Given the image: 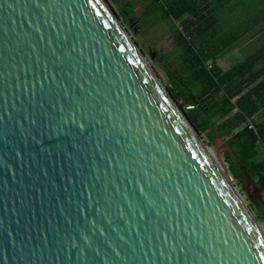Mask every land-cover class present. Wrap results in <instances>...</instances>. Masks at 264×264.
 Returning a JSON list of instances; mask_svg holds the SVG:
<instances>
[{
	"label": "water",
	"instance_id": "95a60500",
	"mask_svg": "<svg viewBox=\"0 0 264 264\" xmlns=\"http://www.w3.org/2000/svg\"><path fill=\"white\" fill-rule=\"evenodd\" d=\"M127 35L104 0H0V264H264L221 150L223 174Z\"/></svg>",
	"mask_w": 264,
	"mask_h": 264
},
{
	"label": "trees",
	"instance_id": "16d2710c",
	"mask_svg": "<svg viewBox=\"0 0 264 264\" xmlns=\"http://www.w3.org/2000/svg\"><path fill=\"white\" fill-rule=\"evenodd\" d=\"M126 13L121 22L133 31L132 22L145 32L176 22L170 31L179 55L165 88L198 133L229 146L223 161L233 180L246 184L243 172L264 193V44L225 71L217 64L264 32V0H129ZM251 204L264 225V206Z\"/></svg>",
	"mask_w": 264,
	"mask_h": 264
},
{
	"label": "rangeland",
	"instance_id": "374dc122",
	"mask_svg": "<svg viewBox=\"0 0 264 264\" xmlns=\"http://www.w3.org/2000/svg\"><path fill=\"white\" fill-rule=\"evenodd\" d=\"M108 8L111 12L117 16V18L121 21L123 15L127 14V2L129 0H104ZM122 23V22H121ZM123 24V23H122ZM171 24L173 26H177L176 22L172 21H164L161 22L159 25L148 29V31H143L141 26L135 25V22H132L131 25L135 27L134 31L128 25H124L126 31L130 38L132 39L133 43L139 49L145 60L147 61L150 68L156 74V76L160 79V81L164 85V81L168 80V71L171 69L170 67L174 65L177 61V57L179 55V50L173 44V40L171 38ZM264 43V34L261 35L257 41L252 43L248 42L247 44L244 43L243 45L237 47L232 52H230L225 57L217 60L218 66L222 70H227L232 66L236 65L237 63L243 61L248 55L255 52L260 46ZM158 52L160 56H156L154 52ZM177 104V103H176ZM179 110L184 114L183 109L177 104ZM189 107L185 106V109ZM260 117H264V108L259 113ZM189 121V120H188ZM196 131V130H195ZM197 132V131H196ZM208 130L204 131L203 133H198L197 135L203 141L202 143L206 146V148L214 151L221 150V155L223 158V153L226 151V146L224 140H217L212 141L207 135ZM216 144V145H215ZM217 146V147H215ZM216 155V154H215ZM235 186V190L237 191L238 195L241 197L242 201L245 203L247 208L250 210L253 217L256 219V222L259 224L261 230L264 233V225L261 224L257 217L256 212L254 211L253 205L251 204L254 199L247 197V191L245 189V184L237 183L236 181L233 182ZM256 190H252L250 195L254 197ZM260 197H264V193H260Z\"/></svg>",
	"mask_w": 264,
	"mask_h": 264
},
{
	"label": "bare ground",
	"instance_id": "6f19581e",
	"mask_svg": "<svg viewBox=\"0 0 264 264\" xmlns=\"http://www.w3.org/2000/svg\"><path fill=\"white\" fill-rule=\"evenodd\" d=\"M122 26V25H121ZM123 28V26H122ZM128 36V35H127ZM129 39L131 40V42L133 43L132 39L129 37ZM138 49V48H137ZM139 51V49H138ZM194 131V130H193ZM196 134V133H195ZM197 140L199 141V144L201 145V147L203 148L206 156L209 158V160L219 169V172L221 174H223V169L220 167L218 161H217V154H216V150L215 153L214 151L206 148V146L202 143L203 141L201 140V138L196 134L195 135ZM216 154V155H215ZM235 192V196L237 198V200L239 201V203L241 202L243 204V206H246L245 203L242 201L241 197L238 195L237 191L234 189Z\"/></svg>",
	"mask_w": 264,
	"mask_h": 264
},
{
	"label": "crops",
	"instance_id": "0c3cea01",
	"mask_svg": "<svg viewBox=\"0 0 264 264\" xmlns=\"http://www.w3.org/2000/svg\"><path fill=\"white\" fill-rule=\"evenodd\" d=\"M264 22V21H263ZM264 34V32L262 33V34H260V35H258V36H256L253 40H250V41H246V42H244V43H248V42H250V43H252V42H254V41H257V39H259L260 37H261V35H263ZM264 44V43H263ZM237 49V48H236Z\"/></svg>",
	"mask_w": 264,
	"mask_h": 264
},
{
	"label": "built area",
	"instance_id": "2783aa9c",
	"mask_svg": "<svg viewBox=\"0 0 264 264\" xmlns=\"http://www.w3.org/2000/svg\"><path fill=\"white\" fill-rule=\"evenodd\" d=\"M249 129H253V124L250 120L247 121Z\"/></svg>",
	"mask_w": 264,
	"mask_h": 264
}]
</instances>
